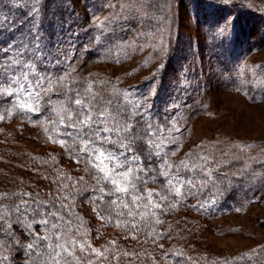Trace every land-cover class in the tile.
Instances as JSON below:
<instances>
[{
  "label": "trees",
  "instance_id": "obj_1",
  "mask_svg": "<svg viewBox=\"0 0 264 264\" xmlns=\"http://www.w3.org/2000/svg\"><path fill=\"white\" fill-rule=\"evenodd\" d=\"M187 1L190 0H0V117H3L0 118V178L26 181L27 173L37 178V186L31 190L19 187L17 183L21 181H16L9 191L0 192V206L10 213L14 211L16 216L20 212L24 219H29V215L34 219L46 215L48 219L57 218L59 228H65L63 224L67 221L83 245L80 264H218L214 253L206 254L196 248L202 240L201 228L212 230L203 224V219L214 221L231 212L233 207L264 203V191L238 189L249 178H260L264 184V141L255 143L259 147L255 154L243 152L239 157L231 156L220 146L203 149L205 139L193 137L183 145L181 136L176 137L178 111L191 100L187 90L197 89L194 84H183L186 77L188 81L191 77L199 80L200 90L211 87L210 81L203 79L211 67L220 73L231 90L243 78L238 74L239 69L234 70L229 64L232 54L223 49L227 48L228 39L230 46L233 45L231 36L213 38V46L219 51L215 53L205 42L211 40L210 31L202 28L197 35L200 39L178 33L171 9L174 3L184 7ZM195 1L201 12L195 21L208 27L218 21L212 13L202 11L205 2L214 5L212 12L218 3L226 5V10L220 8L217 17L221 10L235 14L241 3V0ZM251 5L253 10L262 11ZM242 12L247 20L252 19L247 11ZM97 16H103V20L95 22ZM136 28L137 39L131 38L130 32ZM148 47L152 48L141 63L150 66L159 56L161 61L140 82L126 83L121 74L111 76L94 68L99 64L117 65L126 57L139 60L143 52L137 48ZM133 68L128 73H134ZM22 73H27V81L22 79ZM11 77L20 78L22 85L27 83L26 91L36 85L39 89L52 85L62 87L63 99L51 113L48 129L44 127L59 145L35 146L40 150L7 145L10 136L21 132L19 125L32 124L29 122L33 113L21 107V97L15 90H9L18 86L11 82ZM3 90L11 91L12 95L3 94ZM76 99L88 105L94 120L106 109L110 114L109 128L131 124V132L141 137L133 153L139 156L145 169L138 173L145 182L136 180L135 190L109 195L113 185L104 180L97 183L102 174L81 153L77 129H68L77 120L79 106L73 102ZM193 101L195 106L190 117L207 113L199 100ZM9 124H16L17 129L10 128ZM69 132L71 136L67 135ZM104 135L118 140L127 134L101 132ZM149 140L159 144V149L148 144ZM211 140L214 139L208 138V142ZM244 143L247 142L240 145ZM235 144L239 145L238 142L225 145ZM104 147L122 151L118 144L108 143ZM175 149L181 153L171 159L167 150ZM157 151L159 156L155 154ZM149 153H152L150 161L145 158ZM169 153L171 156L173 152ZM164 161L167 164L161 169L159 165ZM161 171L169 172V178L175 177L172 183L180 189L179 194L167 186L168 178ZM2 187L0 180V190ZM147 191L152 192L151 204ZM133 196L140 199L133 202ZM17 224L21 227L18 220ZM19 234L11 235V253L0 264H64L56 252L41 257L30 251L21 252L24 245ZM62 235L60 230L57 236ZM53 241L61 243L56 235ZM259 245L260 248L251 247L237 256L242 257L240 260L227 257L221 262L264 264V242L256 244Z\"/></svg>",
  "mask_w": 264,
  "mask_h": 264
},
{
  "label": "rangeland",
  "instance_id": "obj_2",
  "mask_svg": "<svg viewBox=\"0 0 264 264\" xmlns=\"http://www.w3.org/2000/svg\"><path fill=\"white\" fill-rule=\"evenodd\" d=\"M190 1L185 2L184 7L180 6L181 3H174V6H172L171 14L178 33L192 37V39H200L197 35L201 34V29L204 28L210 31L211 36V40L206 39L205 42L209 48L213 49H215L213 38H227L231 36L234 40L233 45L230 46L228 39L227 48L223 49H226L225 51L229 55L232 54L230 55L229 64L232 69H239L238 74L240 73L243 78L238 80L237 87L231 90L225 85L226 83L220 76V73L215 72V69L211 67L207 69V73L203 77V79L206 78L205 81L207 83L210 81L211 84L209 86L211 87L207 86L204 90H200L201 82L199 80L192 79L191 77V80L188 81L186 77L183 84H194L197 89L191 91L188 88L187 90V94L191 100H188L187 104L183 105L178 111V119L176 120L178 127H175L177 132L176 137L181 136L183 145L188 143L193 137L194 139H205L206 144L203 149L210 150L211 146L216 148L220 146L225 151H228L227 153L231 156L237 155L241 157L243 152L255 154L259 148L255 146V143L264 141V18H260L264 14V0H241L240 4L237 3L239 8L235 14L221 10L218 17V11L220 8L226 10V5L218 3L215 6L216 9L212 12L214 5L210 4V1L205 2L202 11L209 15L212 13V16H215L218 21L217 24H212V27L195 21L196 16L201 14V12L197 9L196 1ZM251 3L255 4L258 9H262V11L253 10ZM127 8L131 9V6ZM243 10L247 11L252 19L247 20L244 12H242ZM180 14L182 17H180ZM99 20H103V16H97L94 21L97 22ZM94 21L90 23L93 24ZM137 30L136 28L130 32L132 34L131 38L137 39L135 37ZM186 39L187 37L184 36V41ZM153 47L157 48L155 45ZM150 48L152 47L137 48V50L143 52L139 60L137 58L129 60L126 57L119 61L117 65L99 64L95 65L94 68L102 70L111 76L121 74L123 81L127 80L126 83L140 82L143 78L150 75L148 71L152 69L153 65L161 61V56H159L157 61L150 62V66L141 63L147 57ZM233 48L239 49L238 52ZM217 52L219 51L215 49V53ZM133 66L134 73H128ZM26 85L27 83L23 84V88ZM17 88L18 86H13L9 90H15L17 95L21 97L20 103L25 105V107L31 105L32 109L36 110H29L26 107L29 111L33 112L30 115L32 120L29 122L32 124L23 123L19 125L21 132L10 136L7 145L11 148H29L31 150H40L38 147L42 148L43 146H55L54 143L59 145L50 134L48 135L44 127L48 129L51 113L57 110L58 103L60 104L63 99L61 98L64 93L62 87L60 85H52L45 89H39L36 85L33 89H30L31 86H28L30 90H25L23 93L18 92ZM194 99L199 100L200 107L206 110L207 113L203 112L201 115L190 117V115H193L191 111L194 110ZM16 124H9L10 128L17 129ZM68 129L72 128L68 127ZM208 138L214 140L208 142ZM211 142L214 145H211ZM237 142L239 145H225ZM242 142L247 143L240 145ZM52 148L57 150L54 147ZM111 151L117 155L120 154L116 147ZM167 152L171 159L175 158L178 153H181L176 149L167 150ZM169 152H173L171 156ZM131 154L129 153V155ZM120 158L121 161L124 159L123 156H120ZM243 162L244 160H242ZM108 167L111 168L112 164H108ZM116 171L121 172L125 170L117 168ZM0 180L2 185H4L0 192L9 191V188L17 183L16 181H21V183H17L20 184L19 187L28 190L35 188L33 186H37L36 176L29 173L26 174V181L16 179L14 181L8 177H1ZM242 184L238 188L241 192L264 191L263 180L260 178H249L244 185ZM212 207L216 208L215 204ZM12 213L13 215L11 216ZM47 216L34 219L29 215V219H24V216L20 215V212L16 216L14 211L10 213V210H6L5 207L0 206V217H2L0 219V263L11 253V235L18 233L22 236L20 242L24 245L21 252L30 251L37 257L52 255L53 252H56L55 255L60 260L62 259L64 264L82 263L83 248L81 247V239L73 227L69 226L66 221L63 224L65 228H59L57 218L48 219ZM21 218L22 222L20 223ZM17 220L21 227L17 224ZM42 221L47 222L43 223ZM263 222L264 203L254 202L243 208L233 207L231 212L219 217L217 220L209 221L203 219V224L211 227L212 230L201 228L199 235L202 240L197 242L196 248L200 249L201 252H208L206 254L213 255L214 253V258L218 261V264H227L221 262L227 257L240 260L242 257L237 256H242L245 250L251 247H261L262 244L259 246H256V244L264 242ZM53 225H56V227H53ZM60 230L63 235L59 238L57 234L60 233ZM55 235L61 243L53 241ZM28 245H32V247L29 248ZM57 245H61V247H57Z\"/></svg>",
  "mask_w": 264,
  "mask_h": 264
},
{
  "label": "snow or ice",
  "instance_id": "obj_3",
  "mask_svg": "<svg viewBox=\"0 0 264 264\" xmlns=\"http://www.w3.org/2000/svg\"><path fill=\"white\" fill-rule=\"evenodd\" d=\"M25 67H30L28 65H25ZM22 79L27 81V73H22ZM12 83H16L18 85L17 91L20 93H23L25 89L23 88V85L20 83V78L17 77H11L10 78ZM30 83V82H29ZM39 83V81H37ZM91 85H89L88 90L90 91ZM3 94H6L8 96L12 95L11 91L3 90ZM31 95V93H29ZM75 105L79 106L77 110V120L75 123H70L68 127H72L77 129L76 136L79 137V140L77 142L82 144V147L80 149L81 153H84L87 155L89 163L92 165V167L96 170L98 174H102L98 176L97 183H100L101 180L109 182L111 185H113L112 190L109 192V195L113 193H128L131 190L136 189V180H141V182H145L143 180V177L138 175V173L145 172L144 167L142 166L140 162V158L137 154L133 153V147L136 144L137 140H140L141 137L134 135L131 132L132 125L127 124L125 127H114L109 128L107 126L108 124V117L110 116L109 113H107V110H101L97 118L93 119V114L91 112V109L88 107V105L84 104V102L81 99H76L73 101ZM21 107H25V105H21ZM29 110H36L32 109L31 105L26 106ZM85 111L88 113L85 115ZM3 118V117H0ZM69 121L72 120V115L69 112ZM111 119L115 120V117H111ZM61 122H63V117H61ZM119 121H117V124ZM149 128H151V125H149ZM86 129V131H85ZM101 132L103 133H109V132H115L118 136L120 133H126L127 135H124L122 138L118 140H113L111 136L104 135L101 136ZM67 135L71 136L72 133L69 132ZM126 141V142H125ZM63 143V141H61ZM112 143V144H118L120 149L122 150L119 155L116 153H113L111 150L104 147V145ZM148 144H154L157 149H159V144H156L154 141H147ZM128 153H132L131 155H127ZM157 156H159V151L155 153ZM152 153H149L145 158L150 161ZM120 156H123L124 159L121 161ZM108 164H112V167L109 168ZM167 164V161H164L163 164L159 165L161 169ZM181 164L187 168V164L184 162H181ZM127 165V169L125 171L117 172V168L123 169ZM169 168H171V165H168ZM149 169L151 170V165H149ZM154 171V170H153ZM164 177L168 178L166 180L167 186L174 191L175 193L179 194L180 189L176 187L172 180L173 178H169V172L161 171L160 173ZM210 175V173H209ZM154 178V177H150ZM190 182V181H189ZM101 191L103 189L101 188ZM149 203L151 204V196L152 192L147 191L146 193ZM102 199V197H101ZM133 202H135L137 199H140L139 196H133L132 197ZM161 199H165V197H161ZM115 203V201H113ZM127 207V205H125ZM156 207H159V205H156ZM130 215L132 213H129ZM2 219V217H0ZM43 223H46L47 221H42ZM53 227H56V225H53ZM29 248L32 247V245H28ZM51 247V245H49ZM57 247H61V245H57ZM83 247V245H81Z\"/></svg>",
  "mask_w": 264,
  "mask_h": 264
}]
</instances>
